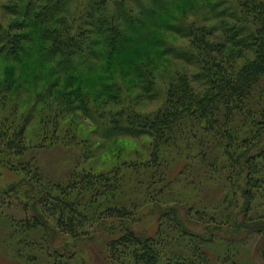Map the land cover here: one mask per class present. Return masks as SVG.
Returning a JSON list of instances; mask_svg holds the SVG:
<instances>
[{
	"label": "clouds",
	"instance_id": "9594fccd",
	"mask_svg": "<svg viewBox=\"0 0 264 264\" xmlns=\"http://www.w3.org/2000/svg\"><path fill=\"white\" fill-rule=\"evenodd\" d=\"M0 264H264V0H0Z\"/></svg>",
	"mask_w": 264,
	"mask_h": 264
}]
</instances>
